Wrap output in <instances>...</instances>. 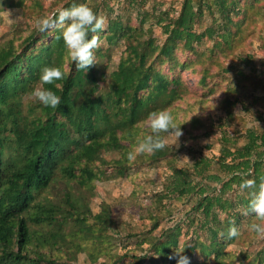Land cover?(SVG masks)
<instances>
[{"label": "trees", "instance_id": "obj_1", "mask_svg": "<svg viewBox=\"0 0 264 264\" xmlns=\"http://www.w3.org/2000/svg\"><path fill=\"white\" fill-rule=\"evenodd\" d=\"M74 3H87L96 14L109 8L108 0H65L62 8ZM181 4L178 14L168 17H163L167 11L144 10L140 20V16L124 19L122 13L114 18L107 14L105 29L96 33L101 41L94 50L96 65L86 73L78 71L67 57L62 38H56L59 29L40 32L37 25L28 26L15 38L0 43V264H67L68 254L77 255L89 243L102 245L115 220L108 203L103 201L97 212L91 208L92 183L105 177V166L115 168L119 175H126L135 166L127 154L138 138L150 134L146 126L150 112L170 111L177 126L189 133L214 126L210 117L203 120L199 114L176 120L175 108L185 102V112H189L207 102L215 91L211 81H218L229 70L215 54L228 56L246 38L260 36L264 0H183ZM15 7L38 15V20L46 11L43 0H0V17L3 10ZM149 17L157 18L162 27L165 37L161 43L154 37L152 25L147 29L143 26ZM119 40L124 41V49L117 65L109 70L112 44ZM206 41H212L205 48L210 62H201L193 69L198 73L197 87L193 88L183 71L194 62L191 59L199 53L197 46ZM181 55H188L187 61L180 62ZM243 60L250 64L252 55L248 53ZM166 64L169 72L164 71ZM48 65L59 66L65 73V78L56 82L59 88L44 86L61 97L60 105L53 109L36 101L25 104L24 99L39 82L42 67ZM242 73L240 70L237 75ZM222 92L218 105L229 120L239 97L231 96L228 85ZM226 127L223 122L219 125L221 154L217 161L225 175L212 171V159L200 153L190 168L175 169L162 193L195 196L201 226L209 227L212 241L208 246L199 239L194 243L206 248V255L212 252L215 264H228L223 249L237 238L227 237L230 221L237 224L254 218L253 213L243 214L250 190L242 193L239 184L242 179H255L258 191L259 178L264 176V127H248L233 135ZM209 132L206 129L202 134ZM240 138L244 142L240 143ZM112 149L119 151L117 158H107ZM171 152L166 143L163 150L145 154L146 160L154 163ZM233 190L239 191L236 200L223 198ZM217 210L228 215L223 235L210 225ZM169 230L151 249L161 264H177L179 259L169 256L179 248L174 240L181 226ZM183 248L182 255L188 257L187 248ZM194 248L190 245L188 251L193 253ZM89 256L97 262L93 250ZM126 257H133L135 264L144 260V255L126 250L110 255L108 264H124L121 262ZM189 264L206 263L189 259Z\"/></svg>", "mask_w": 264, "mask_h": 264}, {"label": "rangeland", "instance_id": "obj_2", "mask_svg": "<svg viewBox=\"0 0 264 264\" xmlns=\"http://www.w3.org/2000/svg\"><path fill=\"white\" fill-rule=\"evenodd\" d=\"M43 1L46 7L43 18L52 16L54 12L62 9L65 2V0ZM97 1L99 3L102 0H94V3ZM108 1L109 8H103L97 14L103 15L106 21L107 14L114 18L117 13H122L124 19L128 15L136 18L140 16V20L144 10L158 14L167 11L168 14L163 13V17L175 16L180 11L183 0ZM37 16L17 7L3 10L0 17V43L15 38L18 31L27 29L28 26H36ZM156 20L157 18L149 17L143 26L147 29L152 25L153 35L157 42L161 43L165 35L162 33L161 25L157 24ZM211 43L212 41H206L202 45H198L197 51L199 53L194 59H191L194 62L183 71L190 87H197L198 73L193 69H196V66L201 62L209 65L210 59L207 60L206 58L207 51L205 48ZM112 46L113 51L109 70L119 62L121 51L124 49V41H116ZM239 47L228 56L221 53L215 54L222 67H229V70L218 81L216 79L211 81L215 85V91L209 94L210 98L202 107H196V109L185 112V102H179L178 107L175 108L178 112L175 119L179 121L187 120L194 114H199L203 120H209L210 117L215 122L214 126L210 129L203 128V131L210 130L209 134H202L203 131L189 133L187 130H182L183 135L178 142L174 137L166 134V143L172 151L167 157L149 163L146 160V155L141 154L133 160L135 166L126 175H119L115 168L105 166V177L93 181L91 208L94 212H97L103 201L108 203L115 223L108 230V237L105 238L102 245L89 243L87 249L81 250L77 255L71 256V254H68L69 256L65 258L69 261L67 264H108L111 261L110 255L124 253L126 250L144 255V260L142 259L138 264H161L158 256L154 254V250H151L154 247L153 243L159 241V239H165L166 234L171 232L169 229L173 226L176 227L178 224L181 226V230L178 231L179 234L176 236L174 244L179 248H187L186 254L193 262L205 261L206 264H215L212 252H208V255H206L204 253H207L206 248L202 249L200 244H195L196 239L203 241L206 246L210 245L212 241L209 227L202 228L201 226L202 216L194 207L195 196L191 194L180 197L169 193L163 195L162 193H164V184L168 177L175 172V169L190 168L194 157L200 153L212 159V171L225 175L217 162L221 154L220 137L222 133L219 128L220 123L227 124L226 128L230 132L229 134L244 131L248 127L258 129L264 127V27L260 32V36L255 35L250 39L246 38L244 44ZM248 53L252 55L253 59L250 64L243 60V57ZM187 56L181 55L179 57L181 58L180 62L187 61ZM240 70L243 73L237 75ZM164 71H170L168 64L164 66ZM227 85L230 87L229 93L231 96L239 97V101L233 106V118L229 120L226 113L218 105L224 95L222 91ZM32 101L29 96L24 99L25 104ZM183 116H185L184 119ZM146 126H148V123H146ZM239 141L240 143L244 142V138H240ZM106 156L107 158H117L119 151L112 149ZM213 184H216V182ZM218 192L219 190L216 193ZM237 193H239L238 190L229 191L223 195V198L236 200ZM227 217L226 212L217 210L213 221L210 222V225L218 231L219 235L226 229ZM251 222H254V218ZM251 222H246V219H244L236 224L240 229V235L223 249V258L228 264H264V238H259L247 229L246 226ZM164 232L166 233L163 234ZM190 245H195L193 253L188 251ZM89 250H93L97 255V262H92ZM151 255L154 257H151ZM121 263L135 264L133 257H126ZM164 264L170 263L167 261Z\"/></svg>", "mask_w": 264, "mask_h": 264}, {"label": "clouds", "instance_id": "obj_3", "mask_svg": "<svg viewBox=\"0 0 264 264\" xmlns=\"http://www.w3.org/2000/svg\"><path fill=\"white\" fill-rule=\"evenodd\" d=\"M106 23V18L103 15H97L87 3H74L71 7L59 9L52 16L39 19L37 27L40 32L59 29L60 34L56 38H62L67 57L78 71L82 70L86 73L91 66L96 65L94 50L101 45L100 37L96 33L103 31ZM89 33L93 34L90 39ZM64 78L65 73L61 67L55 65L42 67L39 82L28 94L29 98L45 107L57 108L61 103V97L44 86L55 85L59 88L60 85L56 82ZM146 122L151 132L142 139L138 138L135 148L127 154L129 161L141 154H154L163 150L166 147V139L162 134L174 137L177 142L183 135L181 125L177 126L172 113L166 109L150 112L146 117ZM238 187L242 193L245 190H250V199L243 214L253 213L254 222L249 223L246 226L247 229L259 238H264V176L259 178L258 191H256L257 182L255 179H242ZM239 235L240 229L236 226L235 221H230L227 237L232 239ZM183 251L182 248H176L174 255L169 256V259H173L175 256L179 257L177 264H189V258L182 255Z\"/></svg>", "mask_w": 264, "mask_h": 264}]
</instances>
